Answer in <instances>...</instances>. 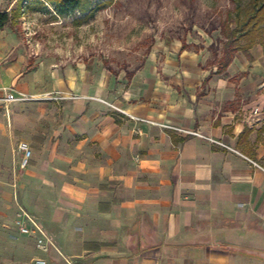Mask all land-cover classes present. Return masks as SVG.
I'll use <instances>...</instances> for the list:
<instances>
[{"label": "crops", "instance_id": "0c3cea01", "mask_svg": "<svg viewBox=\"0 0 264 264\" xmlns=\"http://www.w3.org/2000/svg\"><path fill=\"white\" fill-rule=\"evenodd\" d=\"M152 93L114 101L120 112L97 85H67L52 98L61 114L24 137L28 206L58 248L45 264H264V112H220L204 91L197 108ZM35 94L40 105L52 100Z\"/></svg>", "mask_w": 264, "mask_h": 264}, {"label": "rangeland", "instance_id": "374dc122", "mask_svg": "<svg viewBox=\"0 0 264 264\" xmlns=\"http://www.w3.org/2000/svg\"><path fill=\"white\" fill-rule=\"evenodd\" d=\"M235 1L84 0L85 11L67 15L46 2L47 9L25 11L14 26L0 30V75L5 72L6 77L0 84V261L47 263L51 250L58 251L44 216L28 206L30 170L18 165L17 144L36 127L49 125L54 112L61 114V101L52 99L59 98L56 92L61 88L97 85L102 102L120 112L123 109L114 101L140 99L149 90L152 95L176 93L196 108L202 99L196 95L204 91L209 106L216 104L220 112L235 117L249 114L254 120L264 112L260 45L248 53L236 52L217 72L225 41L223 24ZM22 2L24 9L38 6L34 0ZM16 4L17 0H0V11L10 13ZM35 70H40L41 83L29 82L28 91L20 90L28 99H4L9 88H17ZM203 79H209L205 87L200 86ZM38 92L52 100L36 103ZM22 210L50 242L46 251L37 246V234L18 228Z\"/></svg>", "mask_w": 264, "mask_h": 264}, {"label": "trees", "instance_id": "16d2710c", "mask_svg": "<svg viewBox=\"0 0 264 264\" xmlns=\"http://www.w3.org/2000/svg\"><path fill=\"white\" fill-rule=\"evenodd\" d=\"M22 1L17 0L16 6L10 13L0 11V28L5 25L14 26L25 11H33L36 7L46 8V2H50L55 11L61 15L86 9L84 0H34L38 6H25L26 9ZM234 3V9L222 28L225 41L217 72H222L227 67L236 52L248 53L255 45H260L264 50V0H236Z\"/></svg>", "mask_w": 264, "mask_h": 264}, {"label": "built area", "instance_id": "2783aa9c", "mask_svg": "<svg viewBox=\"0 0 264 264\" xmlns=\"http://www.w3.org/2000/svg\"><path fill=\"white\" fill-rule=\"evenodd\" d=\"M29 97L30 96L26 93L15 91L14 89H10V88L6 91L4 95V99H6L7 101L25 100V99H28ZM121 111L124 112L123 110ZM138 119H141V118H138ZM162 125L164 127H167V128H170V129L182 132V133L200 135L198 132L194 130H189V129H185L182 127L173 126L170 124H162ZM17 147H18V150L21 152L20 165L21 167H26L29 164L30 157L32 154L30 145L27 141L20 140L17 144ZM24 220H27V224L26 222H24ZM30 224L33 227L32 229H30L29 227ZM17 225L22 233H29L30 231H32L33 233L37 234L38 236L37 246L44 251L48 249V243L50 242H48V239L46 238L44 233L41 231V229L35 224V222L29 217V215L24 210H22L18 216ZM36 264H45V260L37 259Z\"/></svg>", "mask_w": 264, "mask_h": 264}]
</instances>
